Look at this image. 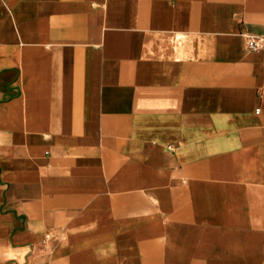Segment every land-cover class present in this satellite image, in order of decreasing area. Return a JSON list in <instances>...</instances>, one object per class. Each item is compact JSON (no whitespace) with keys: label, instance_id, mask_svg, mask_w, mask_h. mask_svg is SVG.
I'll return each instance as SVG.
<instances>
[{"label":"crops","instance_id":"0c3cea01","mask_svg":"<svg viewBox=\"0 0 264 264\" xmlns=\"http://www.w3.org/2000/svg\"><path fill=\"white\" fill-rule=\"evenodd\" d=\"M245 33L264 0H0V264H264Z\"/></svg>","mask_w":264,"mask_h":264},{"label":"built area","instance_id":"2783aa9c","mask_svg":"<svg viewBox=\"0 0 264 264\" xmlns=\"http://www.w3.org/2000/svg\"><path fill=\"white\" fill-rule=\"evenodd\" d=\"M245 46L249 50H260L264 48V34H244ZM50 234L46 235L49 238Z\"/></svg>","mask_w":264,"mask_h":264}]
</instances>
